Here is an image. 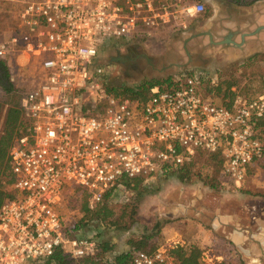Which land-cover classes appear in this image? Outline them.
<instances>
[{
    "label": "built area",
    "instance_id": "obj_1",
    "mask_svg": "<svg viewBox=\"0 0 264 264\" xmlns=\"http://www.w3.org/2000/svg\"><path fill=\"white\" fill-rule=\"evenodd\" d=\"M204 11L201 0H0V19L8 17L0 24V60L32 71L7 151L0 264L92 255L97 233L71 227L68 197L84 194L90 209L128 198L137 183L178 169L197 150L222 158L221 183L243 185L248 166L264 156V93L217 103L202 91L207 74L187 68L150 87L145 99L115 97L106 91L109 65L96 60L119 40L162 26L186 30ZM125 264L180 262L158 246L129 250Z\"/></svg>",
    "mask_w": 264,
    "mask_h": 264
},
{
    "label": "rangeland",
    "instance_id": "obj_2",
    "mask_svg": "<svg viewBox=\"0 0 264 264\" xmlns=\"http://www.w3.org/2000/svg\"><path fill=\"white\" fill-rule=\"evenodd\" d=\"M168 29L170 28L162 26L150 30V35L142 34L139 38L119 40L105 46L96 60L98 64L109 65L110 75L107 80L117 85L134 86L142 82L164 81L169 78L173 73L166 70L162 57L156 56L155 51L149 50L148 47L155 44L163 46L159 38L161 32ZM170 32L178 33L173 30ZM252 57L257 63L259 56L255 54L248 60ZM244 66L242 62L234 67L231 65L229 67V64L214 67L212 73L217 76L212 73L206 75L203 93L210 94L217 102L228 103L231 98L229 92H234L232 87L237 85L238 81H243L242 76L245 72H240V69H244ZM8 67L9 80L2 82L6 85L9 83L11 91L5 92L0 87V101L3 103L0 135L7 103L10 99L20 97L32 80V71L29 67L22 68L14 63H8ZM187 68L192 67L184 65L180 70ZM235 73L240 74L241 78L235 76ZM217 85L220 87L219 93L215 92ZM238 94L247 97L256 95L241 91ZM261 125L264 127V119ZM223 166L224 161L218 154L197 150L191 159L178 169L164 176L158 173L156 180L146 184L137 183L133 194L128 198L121 197L98 205L95 211L98 209L103 213L101 220L98 217L90 218L89 215L80 217L83 212L79 206L83 198L81 194L76 193L68 197V204L64 209L65 217L71 221V225L77 221L79 234L97 233L98 242L105 246L106 255L109 257L133 248L158 246L171 248L170 245L175 247L179 244L166 239L168 231L173 228L167 229L166 226L174 222L182 223V220L195 223L203 215L204 219L210 217L212 203L221 191L218 186L221 180L225 179ZM0 181L1 186L9 191L10 175L8 173L2 175ZM191 228L195 230L194 226Z\"/></svg>",
    "mask_w": 264,
    "mask_h": 264
},
{
    "label": "crops",
    "instance_id": "obj_3",
    "mask_svg": "<svg viewBox=\"0 0 264 264\" xmlns=\"http://www.w3.org/2000/svg\"><path fill=\"white\" fill-rule=\"evenodd\" d=\"M246 1L250 0H203L205 11L190 19L186 30L161 32L158 38L163 46L150 45L149 50L162 57L171 74L184 65L210 74L216 66L234 67L243 62V81L232 89L236 93H264V0ZM7 19L2 17L0 24L6 25ZM255 54L259 56L257 63L253 57L248 60ZM247 171L240 188H228L220 182L221 191L212 203L210 217L204 219L203 215L195 223H169L166 228L173 229L167 230L166 239L200 248L204 264L222 260L264 264V156L253 161Z\"/></svg>",
    "mask_w": 264,
    "mask_h": 264
},
{
    "label": "trees",
    "instance_id": "obj_4",
    "mask_svg": "<svg viewBox=\"0 0 264 264\" xmlns=\"http://www.w3.org/2000/svg\"><path fill=\"white\" fill-rule=\"evenodd\" d=\"M234 1L243 2L244 0H234ZM253 1L255 0L246 1L245 3H252ZM0 64L4 70V80L8 82L9 77H10L9 68L7 64L2 60H0ZM169 79L170 77L165 79L164 81L142 82L134 86L126 85V84L117 85V84L110 83V81L107 80L106 91L108 94H111L115 97H131V98L145 99L149 95L150 87L156 84L165 83ZM8 85L4 84L0 80V87L5 92L11 91V86L10 85L8 86ZM215 92L216 93L220 92V87L218 85L216 87ZM229 93H231V98L228 103L217 102L215 100L214 101L217 103L230 105L232 100L238 93H236L235 91L234 92L230 91ZM206 95L210 97V94L206 93ZM19 99H20L19 96L16 99H10L9 103H7L8 106L4 114L3 128H2V133L0 135V178L2 175H7V173L8 175H10L7 151H8V147L10 145L11 139L13 137V134L15 132V129L18 126V123L20 120L21 111L19 107ZM2 107H3V103L2 101H0V114L2 111ZM81 195H82L83 201H81L79 209L83 212V214L80 217L83 218V216L89 215L90 218L98 217L99 220H101L103 218V213L100 212V210L98 209L97 211H95V208L98 205L95 208L90 209L89 207H87V204L85 201V195L84 194H81ZM9 196H10V192L1 186V181H0V205L2 201ZM103 204H106V203H103ZM71 227L78 229L79 226H78L77 221L74 222L71 225ZM144 249L152 250L154 249V247H145ZM169 251L177 257L180 264H204L202 261V250L196 246L177 245L175 247L169 248ZM103 256H106V249L104 245L99 243L98 249L92 255L82 257V258H68L67 256L60 254V252H56L55 255L53 256V259H54V264H94L96 261H98ZM128 258H129V251L117 253L113 257L114 264H125L128 261ZM217 264H233V262H226L225 260H222L218 262Z\"/></svg>",
    "mask_w": 264,
    "mask_h": 264
},
{
    "label": "flooded vegetation",
    "instance_id": "obj_5",
    "mask_svg": "<svg viewBox=\"0 0 264 264\" xmlns=\"http://www.w3.org/2000/svg\"><path fill=\"white\" fill-rule=\"evenodd\" d=\"M0 80L3 81L4 80V70L0 64Z\"/></svg>",
    "mask_w": 264,
    "mask_h": 264
}]
</instances>
